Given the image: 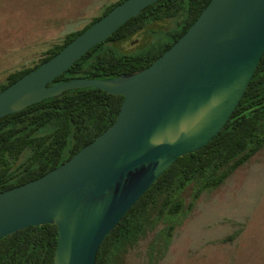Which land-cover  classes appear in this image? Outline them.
Wrapping results in <instances>:
<instances>
[{
    "label": "water",
    "instance_id": "obj_1",
    "mask_svg": "<svg viewBox=\"0 0 264 264\" xmlns=\"http://www.w3.org/2000/svg\"><path fill=\"white\" fill-rule=\"evenodd\" d=\"M158 1L123 0L0 91V120L74 90L123 97L114 123L70 159L0 192V239L55 225L53 264H95L104 238L153 183L230 120L264 54V0H210L186 32L139 71L49 85Z\"/></svg>",
    "mask_w": 264,
    "mask_h": 264
},
{
    "label": "trees",
    "instance_id": "obj_2",
    "mask_svg": "<svg viewBox=\"0 0 264 264\" xmlns=\"http://www.w3.org/2000/svg\"><path fill=\"white\" fill-rule=\"evenodd\" d=\"M118 0L83 28L49 48L35 65L9 74L0 91L52 58L67 43L121 3ZM210 0H160L94 46L49 85L77 78L110 79L149 66L195 22ZM177 20L162 42L137 54L117 45L149 24ZM123 97L87 88L65 92L0 120V192L37 179L70 159L115 121ZM264 148V54L250 84L223 130L198 151L178 158L125 213L102 241L95 264H122L125 255L161 222L185 209L182 194L191 187L193 206L203 192L220 187ZM57 227L29 226L0 239V264H53Z\"/></svg>",
    "mask_w": 264,
    "mask_h": 264
},
{
    "label": "rangeland",
    "instance_id": "obj_3",
    "mask_svg": "<svg viewBox=\"0 0 264 264\" xmlns=\"http://www.w3.org/2000/svg\"><path fill=\"white\" fill-rule=\"evenodd\" d=\"M118 0H0V85L9 74L31 67L46 51L83 28ZM170 19L149 24L116 46L137 54L166 39ZM161 222L125 255L122 264H264V148L220 187Z\"/></svg>",
    "mask_w": 264,
    "mask_h": 264
}]
</instances>
